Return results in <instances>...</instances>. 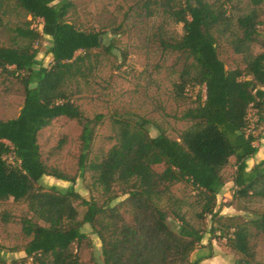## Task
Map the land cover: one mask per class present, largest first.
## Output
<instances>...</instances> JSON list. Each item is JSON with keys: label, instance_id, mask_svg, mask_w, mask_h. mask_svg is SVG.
Wrapping results in <instances>:
<instances>
[{"label": "trees", "instance_id": "16d2710c", "mask_svg": "<svg viewBox=\"0 0 264 264\" xmlns=\"http://www.w3.org/2000/svg\"><path fill=\"white\" fill-rule=\"evenodd\" d=\"M241 1L153 0L165 17L182 26L177 39L168 38L162 27L152 34V43L162 53L175 55L181 66L179 82L173 84L174 100L185 102L188 87L203 88L204 95L198 93L180 115L179 121L189 126L177 139L163 132L151 137L144 118L114 116V145L100 161L89 162L101 116L86 118L65 89L71 82L86 80L97 58L111 55L114 44L106 45L100 32L68 23L73 7L68 0H0V25L14 8L31 19L12 30L14 45L0 46V74L13 78L23 90L17 117L0 120V202L11 199L27 210L19 220L28 239L21 248L20 264H88L79 256L83 244L91 247L82 231L85 225L100 242L101 264H199L203 258L190 262V255L201 247L206 234L216 232L241 257L237 264H257L246 225L220 216L217 200L226 183L222 171L231 159L235 169L231 199H264V159L251 169L247 166L258 153L255 142L262 139L249 130L248 112L254 111L256 127L264 126L260 15L264 0H245L247 12L233 24L226 5ZM144 9L151 16L147 4ZM36 20L42 21L39 30L30 27ZM227 36L242 68L226 69L220 58L219 42ZM44 37L51 43L48 67L38 62L35 48ZM254 46L262 51L255 54ZM59 118L75 121L81 128L78 177L92 173L100 201L81 197L74 189L75 178L43 162L38 135ZM8 156H13V164L7 163ZM43 177L70 186L46 187L41 184ZM175 186L191 189L199 227L185 219L183 202L172 192ZM164 199L176 229L168 224L167 208L160 205ZM78 206L84 209L80 219ZM206 218L220 226L207 233ZM10 221L9 215L0 216L4 225ZM248 223L264 236V212ZM0 264H5L1 257Z\"/></svg>", "mask_w": 264, "mask_h": 264}, {"label": "rangeland", "instance_id": "374dc122", "mask_svg": "<svg viewBox=\"0 0 264 264\" xmlns=\"http://www.w3.org/2000/svg\"><path fill=\"white\" fill-rule=\"evenodd\" d=\"M61 1V0H58ZM73 7L67 16V22L79 30L96 31L102 33V40L106 45L114 44L115 49L109 56L99 57L98 64L86 80L74 81L66 86V92L71 95L79 105L84 116L92 119L101 116V122L95 129V135L89 154V162H98L103 155L114 145L115 131L113 128L114 116L140 117L149 121V134L155 137L159 132L165 133L171 139H177L188 128V124L179 121L182 112L191 106L196 95H204L203 88H191L186 90V99L182 104L174 100L173 84L179 82L181 66L175 55L162 53L155 43H152V34L156 28L162 27V32L169 38H179L182 35V26L175 24L165 17L153 3V0H68ZM150 7L151 16H146L144 5ZM249 6L247 1L227 4L226 10L232 23L238 16L246 13ZM261 19L264 23V6L260 9ZM31 21L23 11L12 9L0 25V46L14 45L15 27H23ZM32 29L39 30L40 23L33 21ZM264 30V26L262 27ZM229 37L219 42V55L225 62L226 69L243 67L240 58L233 55L227 43ZM22 42H19L21 45ZM50 39L42 38L35 48L38 50L37 60L44 67L51 62L49 48ZM255 54L262 50L254 46ZM93 53H96L95 51ZM23 105V90L20 84L13 78L0 74V120L8 121L17 117ZM249 130L258 139L255 146L258 153L248 160V168L264 159V126L255 125L254 111L248 112ZM81 128L75 122L65 118H59L51 122L38 135V144L43 162L56 168L69 177L75 178L74 189L85 199L101 200L99 189L94 185L92 173L86 171L83 178L78 174L79 136ZM7 163L13 164V156L6 158ZM234 159L222 171L225 186L217 197L218 210L223 218L233 217L234 224H244L249 231V244L255 254L257 264H264V236L257 233L248 221L264 212V199H231L233 194L232 179L234 175ZM160 170V169H159ZM43 186H56L65 189L69 183L58 181L51 177H43ZM173 195L183 202L181 212L185 219L194 227L200 224L195 218L197 207L191 189L183 186L172 188ZM119 198L116 202L121 201ZM165 206L168 224L177 228L165 199L160 202ZM24 204H15L9 199L0 202V216H10V223L4 225L0 222V257L5 264H20L22 246L28 241L21 233L19 220L26 215ZM79 219L84 209L77 207ZM222 224H227L222 220ZM220 225L205 219V230ZM82 231L88 234L91 247L83 244L79 256L82 262L91 263V259L97 264L102 263L100 242L91 234L88 225L83 226ZM210 256L212 264H237L241 257L234 253L227 245L224 238L216 232L213 235H205L201 247L193 252L189 261L194 262L199 258ZM202 260V261H203ZM201 261V262H202ZM216 262V263H215Z\"/></svg>", "mask_w": 264, "mask_h": 264}, {"label": "crops", "instance_id": "0c3cea01", "mask_svg": "<svg viewBox=\"0 0 264 264\" xmlns=\"http://www.w3.org/2000/svg\"><path fill=\"white\" fill-rule=\"evenodd\" d=\"M250 169V168H249ZM212 260H213V258L212 259H205V260H203L202 262H200L199 264H212L211 262H212ZM216 263V262H215Z\"/></svg>", "mask_w": 264, "mask_h": 264}, {"label": "built area", "instance_id": "2783aa9c", "mask_svg": "<svg viewBox=\"0 0 264 264\" xmlns=\"http://www.w3.org/2000/svg\"><path fill=\"white\" fill-rule=\"evenodd\" d=\"M38 23H40V26H41V23H42V21L41 20H36Z\"/></svg>", "mask_w": 264, "mask_h": 264}]
</instances>
